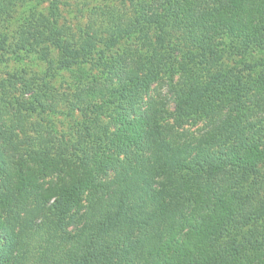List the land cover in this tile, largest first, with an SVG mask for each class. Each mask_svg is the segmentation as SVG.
<instances>
[{
  "label": "trees",
  "instance_id": "16d2710c",
  "mask_svg": "<svg viewBox=\"0 0 264 264\" xmlns=\"http://www.w3.org/2000/svg\"><path fill=\"white\" fill-rule=\"evenodd\" d=\"M29 1L0 0V62L52 63L51 45L56 70L77 69L68 94L25 67L0 78V264H264V0H134L128 13L80 0L95 30L77 37L58 23L67 0H34L47 12L9 30L2 15ZM147 26L143 47H119ZM223 37L237 70L221 65ZM163 76L170 113L161 95L144 101ZM61 103L73 138L45 117ZM193 117L198 134L174 130Z\"/></svg>",
  "mask_w": 264,
  "mask_h": 264
},
{
  "label": "rangeland",
  "instance_id": "374dc122",
  "mask_svg": "<svg viewBox=\"0 0 264 264\" xmlns=\"http://www.w3.org/2000/svg\"><path fill=\"white\" fill-rule=\"evenodd\" d=\"M131 1L134 0H106L104 3L106 5L115 6L117 9H120V12H129ZM93 3L87 2V4H83L80 0H67L66 4L59 5L61 18L59 20V24L63 26H68L71 33L75 37H77L78 29L87 30V35L94 32L95 28L91 27V23L93 22L90 18V9ZM36 9L37 11H42L44 13L47 12V3H36V1L31 0L24 5L15 4V8L11 10L12 15L6 16L7 14H3L2 18H7L8 20H12V25H8L9 30L13 28L14 25L21 22L23 17L29 13L30 10ZM17 20V22H15ZM15 22V23H14ZM100 28L99 30H102ZM173 36L172 41H176L182 45L181 47L186 48V44H182L184 40L182 39V31H174L172 32ZM153 34V29L151 26H147L144 30L135 32L129 39L127 38H119L117 44L120 48L125 45L131 47H143ZM97 45L103 43V40L107 38V32H96L94 34ZM153 38V36H152ZM226 38V39H225ZM99 40V41H98ZM144 43V45H143ZM235 44L234 40L229 37L222 38V45L219 47L222 50L221 53V65L222 67L232 68L235 70L239 69L244 65L241 60V56L236 49L233 48ZM116 45V46H118ZM49 46V47H48ZM116 46L112 48V51L116 53ZM49 48V58L53 59L54 62L47 63L44 59L39 58V54L30 53L28 57H25L21 61H12L6 60L5 62H0V78L5 77L8 71L19 70L20 68H24L28 71L29 74L35 75L38 80L41 82H47L50 87L54 90V92L61 93H70L75 87L73 81V73L76 71L77 66H72L70 69H59L56 70V50L51 46L47 45ZM100 48V46H98ZM233 48V49H232ZM108 51V53H110ZM258 55V54H255ZM7 57V56H6ZM84 68L87 70L89 68V64H84ZM49 70V71H48ZM94 73L95 71L91 69ZM169 79L163 76L157 82L153 83L148 92L144 95V101L151 97H157L159 95L163 96L166 100V110L167 112L173 111V100L172 94L169 90ZM52 112L47 114L46 119L50 122L52 129L57 135L64 133L66 137L73 138L75 122L78 118L77 112L75 110H71L68 104H58ZM35 120V116L32 117ZM169 121L174 122L173 117H169ZM205 119H195V117L190 118L181 126H176L174 128L175 131H184L187 135L198 134L199 130L202 128Z\"/></svg>",
  "mask_w": 264,
  "mask_h": 264
}]
</instances>
